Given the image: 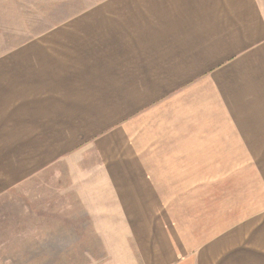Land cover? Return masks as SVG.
I'll list each match as a JSON object with an SVG mask.
<instances>
[{"label":"crops","instance_id":"1","mask_svg":"<svg viewBox=\"0 0 264 264\" xmlns=\"http://www.w3.org/2000/svg\"><path fill=\"white\" fill-rule=\"evenodd\" d=\"M87 12L91 23L56 24L55 39L0 56L3 119L24 134L15 158L25 174L75 169L86 219L72 223L103 242L98 264L191 263L209 238L201 218L217 225L225 204L240 217L246 191L244 215L264 209V0H105ZM53 106L66 114L49 124ZM144 192L152 207L132 222Z\"/></svg>","mask_w":264,"mask_h":264},{"label":"rangeland","instance_id":"2","mask_svg":"<svg viewBox=\"0 0 264 264\" xmlns=\"http://www.w3.org/2000/svg\"><path fill=\"white\" fill-rule=\"evenodd\" d=\"M104 4L105 0H0V56L7 55V51H11L12 47H15L17 57L24 56L26 48L38 43L40 39H55L53 29L56 24H89L91 21L87 9H101ZM77 13L84 15L75 16ZM36 67L38 65L32 63L30 71L39 70L35 69ZM2 94L3 92L0 91V109L5 110L0 111V264L102 262L109 256L91 225L72 223L86 219L80 198L78 199L75 192L72 193V180L76 178L75 169L67 168V162L63 160L49 170L43 172L37 170L31 173L32 175L25 174L24 160L15 158L23 145L24 134L17 127L13 130L11 127L8 128L10 121L5 119L8 118L12 106L4 102L7 101V97ZM62 99L60 97V100ZM65 106L80 109L79 105L73 107L72 104H65ZM55 114L63 120L66 113L55 112L53 106V112H48V115H52L49 124L55 122ZM71 114L78 117L80 112L71 111ZM20 115L21 113L17 116ZM64 123L66 125L69 122L64 121ZM83 123L88 122L83 121ZM88 129L89 127L82 126L79 131L88 136L92 130L88 131ZM57 146L59 148L60 145ZM65 147L66 144L63 145V148ZM113 147L118 148V144ZM12 149L13 152L9 154V150ZM76 161L73 159V163ZM95 162V159L86 160L84 167L95 166ZM132 164L135 162L133 161ZM240 179L247 181L249 177L243 176ZM252 182L256 187L254 189L259 190L258 179L252 178ZM240 193L239 201H233V206L239 204L241 208L240 217H237L235 212L231 214L229 204H225L224 216L217 225L214 224L216 216L206 217L214 222H204L203 218L200 219L201 223H198L197 227L201 226L203 232L207 227L206 233L209 238L199 248L194 260L188 264H264V209L256 207V213L244 215L247 205L244 196L247 195V191ZM151 194L153 193L144 192V204L140 208L134 207L133 211L138 214L130 216L132 222L135 217L143 216L145 206L152 207ZM160 195L161 209L165 214L167 209L163 207L167 203L166 193ZM154 212L156 213V210ZM151 216L146 214L145 219L151 220ZM155 216L158 219L155 226L158 228L160 216L158 213ZM132 226L134 231H137V225ZM215 228L219 230L211 231ZM138 232V239L131 238L133 251L138 250L144 243L140 231Z\"/></svg>","mask_w":264,"mask_h":264}]
</instances>
